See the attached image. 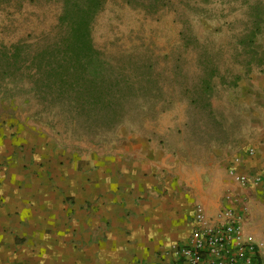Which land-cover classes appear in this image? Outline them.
<instances>
[{"label": "rangeland", "instance_id": "obj_1", "mask_svg": "<svg viewBox=\"0 0 264 264\" xmlns=\"http://www.w3.org/2000/svg\"><path fill=\"white\" fill-rule=\"evenodd\" d=\"M253 7L262 9L260 19ZM60 10L61 0H0V44L49 32ZM253 30L254 45L241 46ZM93 40L132 82L148 87L129 102L125 120L112 131L91 130L63 105L42 102L18 83L0 99L10 137L74 156L99 152L127 131L168 148L180 143V156L201 174L234 179L221 196L231 193L246 230L264 239V196L242 192L229 172L241 156H252L246 146L264 124V63L252 61L264 51V0H106ZM144 63L151 65L147 72Z\"/></svg>", "mask_w": 264, "mask_h": 264}, {"label": "crops", "instance_id": "obj_2", "mask_svg": "<svg viewBox=\"0 0 264 264\" xmlns=\"http://www.w3.org/2000/svg\"><path fill=\"white\" fill-rule=\"evenodd\" d=\"M10 132L0 117V264H161L162 252L188 239L195 205L216 212L234 184L201 174L180 143L168 148L137 131L81 156L47 153ZM246 147L255 154L232 168L258 173L264 124ZM242 192L264 196V183Z\"/></svg>", "mask_w": 264, "mask_h": 264}, {"label": "trees", "instance_id": "obj_3", "mask_svg": "<svg viewBox=\"0 0 264 264\" xmlns=\"http://www.w3.org/2000/svg\"><path fill=\"white\" fill-rule=\"evenodd\" d=\"M105 5L106 0H61L60 13L49 32L34 40L27 35L0 44V99L11 94L10 85L26 84L28 92L39 100L63 105L91 130L118 127L126 118L129 102L148 87L132 82L121 70L125 67L112 64L95 45L93 24ZM254 11L260 19L262 9L253 7ZM255 28L259 31L258 23ZM256 33L253 30L243 36L239 44L254 45ZM257 47L263 48L262 43ZM256 57L253 62L264 63V51ZM141 67L147 72L151 65ZM263 261L264 257L259 258L256 264Z\"/></svg>", "mask_w": 264, "mask_h": 264}, {"label": "built area", "instance_id": "obj_4", "mask_svg": "<svg viewBox=\"0 0 264 264\" xmlns=\"http://www.w3.org/2000/svg\"><path fill=\"white\" fill-rule=\"evenodd\" d=\"M254 148L249 149L253 154ZM230 174L241 183H264V168L255 175ZM224 205L214 213L197 204L193 208L188 239L162 252L161 264H256L262 258L264 242L245 228L244 213L233 195L224 196ZM131 264H144L134 261Z\"/></svg>", "mask_w": 264, "mask_h": 264}]
</instances>
